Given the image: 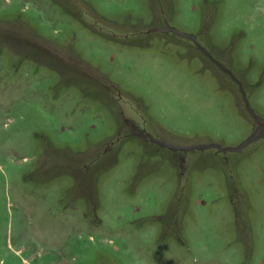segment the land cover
<instances>
[{
    "label": "rangeland",
    "instance_id": "1",
    "mask_svg": "<svg viewBox=\"0 0 264 264\" xmlns=\"http://www.w3.org/2000/svg\"><path fill=\"white\" fill-rule=\"evenodd\" d=\"M0 264H264V0H0Z\"/></svg>",
    "mask_w": 264,
    "mask_h": 264
}]
</instances>
